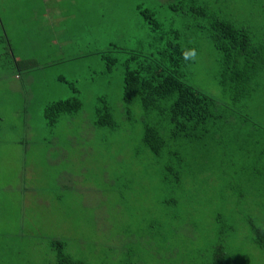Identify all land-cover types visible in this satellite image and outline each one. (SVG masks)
Returning <instances> with one entry per match:
<instances>
[{"label":"rangeland","instance_id":"obj_1","mask_svg":"<svg viewBox=\"0 0 264 264\" xmlns=\"http://www.w3.org/2000/svg\"><path fill=\"white\" fill-rule=\"evenodd\" d=\"M53 1L0 0V264H49L56 257L51 246L55 238L65 242L67 253L76 256V253L89 254L93 243L91 240L95 241L98 231L94 229L95 226L91 228L85 222V212L95 209L93 219L99 222L97 228L105 233L107 240L121 233L119 229L130 219L143 221L147 214L156 217L162 210L158 200L163 193L178 192L177 189L162 186L161 170L147 150L137 158L132 154L133 148L143 147L139 142L143 121L138 103L126 104L122 99V72L117 68L105 70L103 62L96 63L95 59L90 66H84L89 58H84L86 50H92L95 46L106 48L109 40L126 45L129 50L141 45L147 48L151 40L150 29L138 14L136 4L151 8L157 17L167 19L174 13L168 8L169 2L174 0H71L78 1V10L72 4L64 6ZM199 1L213 10L228 11L225 1ZM235 1L240 5L235 14L250 19V22L262 28L264 0ZM119 13L118 18L124 19L130 27L131 31H125L128 35L113 31V36L112 30H104L117 25ZM58 19L61 21L58 22ZM182 20V16L175 15L174 26H178ZM185 32L186 43L192 46L195 57L188 66L184 80L204 92L221 97L223 93L216 78L217 50L206 31ZM253 32L259 35L258 40L264 37V31ZM99 34L100 38L96 41ZM64 41H69L68 45L72 47L64 52L65 57L73 52L75 46L79 53L82 52L77 62L75 60L70 65L65 62L64 65L59 64V68L50 66L21 75L14 70L9 50L16 57L39 58L40 55L35 54L36 45L49 50L57 45L65 46ZM2 51L8 53L2 54ZM59 75H63L66 81L59 79ZM100 94L104 95L117 114L119 127L116 130H100L92 124L94 100ZM71 96H78L82 100V108L73 114H62L51 125L48 124L43 117L45 105ZM250 108L254 110H248L249 119L242 120L240 127H235L240 120L236 124L234 122L228 130L230 134L248 138L259 133L256 125L257 122L264 123V107L258 103ZM24 119L28 134L22 130ZM23 140L29 141L26 147L22 144ZM257 144L256 141L255 147ZM229 145L223 149L224 155L216 152V145H212L213 153L201 154L196 159L206 164L220 161L219 157L240 160L242 152L236 142L231 140ZM254 153L244 155L239 164L219 165L215 172L220 179L217 180L218 185L214 190L203 192L209 196L214 192L215 198L224 191L218 187H226L235 181L245 183V204L240 205L241 214L235 216L240 230L236 232V239L244 237L243 231L248 229L247 216L251 221L264 222V199L261 194L264 188V180H261L264 157L255 161L257 153ZM145 168L154 173L145 171ZM237 171L242 174L233 176V172ZM232 179L234 181H228ZM190 194L194 196V190ZM187 197L183 198V202L189 216L190 212L208 214L217 205L215 201L204 202L206 197L200 192L194 197L189 196L190 199ZM231 208L229 205L228 209ZM196 219L198 226L203 223L200 217ZM193 220L195 218H189L185 222L178 239L173 237L168 240L170 247L178 250L177 255L184 250L205 247L201 242L203 234L200 230L196 233L195 241L180 240L181 236L188 238L186 233L192 228L190 222L194 223ZM239 239L238 243L241 242ZM115 242L110 241L98 250L101 255L105 249L107 264L117 261L111 259V254L115 252L111 247ZM240 248L244 254L236 264H264V253L260 248ZM167 249L168 244H165L161 249L163 251L158 250L159 254L162 252L165 255Z\"/></svg>","mask_w":264,"mask_h":264},{"label":"trees","instance_id":"obj_2","mask_svg":"<svg viewBox=\"0 0 264 264\" xmlns=\"http://www.w3.org/2000/svg\"><path fill=\"white\" fill-rule=\"evenodd\" d=\"M221 1L226 2L225 8L228 11L213 10L199 0H174L168 4L169 10L174 13L167 19L157 17L155 10L151 8L136 4L138 14L150 29L151 40L147 48L141 45L140 48L129 50L126 45L109 40L107 42L109 46L106 48L95 46L92 50H86L84 58H89L84 66H90L95 59L96 63L103 62L105 70L117 68L122 72V99L126 104L134 101L138 103L141 108L140 118L143 121L139 135V142L143 147L133 148L132 154L137 158L147 150L161 170L162 186L177 189L178 192L163 193L158 200L162 210L156 217L147 214L143 221L130 219L119 229L121 233L114 234L107 240L105 233L97 228L99 222L93 219L92 213L95 209L92 208L90 212H85V222H88L91 228L95 226L94 229L98 233L95 241L91 240L93 243L89 254L76 253V256L67 253L64 249L65 242L55 238L51 246L55 250L56 257L49 264H107L105 249L101 255L98 250L110 241L113 243L116 241L112 247L110 246L115 251L111 254V259H117L114 264H236L244 254L240 248L242 246L256 250L260 248L264 253V222L255 219L251 221L247 216L248 229L243 231L244 237L238 238L241 244L235 238L236 232L240 231L235 216L241 214V206L245 204L243 199L247 197L243 189L245 183L235 181L226 187L224 185L218 187L224 191L215 197L217 199L214 198V192L209 193L211 196L203 194L208 189L214 190L218 185L217 180L220 179L215 172L219 165L226 167L239 164L244 155L251 156L255 154L254 152L257 153L255 161L264 157V123L257 122L259 133L248 138L232 135L228 131L234 122L236 124V121L240 120L235 125L240 127L242 120L249 119L248 110L251 112L254 110L250 108L251 105L259 103L264 107V37L258 40L259 35L253 32L264 31V24H261L262 28H260L258 24L250 22V19L236 15L235 11L240 5L235 0ZM65 3V6H70L71 0H66ZM175 15L183 17L178 26H174ZM118 17L120 13L117 14L118 22L114 28L107 27L104 30H112L113 36H115L113 31H122L123 34L120 35L124 36L131 30L124 19L120 20ZM138 19L141 22V19ZM1 25L3 26L2 21ZM195 30L206 31L218 52L216 78L223 93L221 97L204 92L184 80L188 66L194 60V58L184 59V53L193 50L192 46L186 43L185 31ZM99 38L100 34L96 41ZM62 48L72 49L68 41ZM78 51L75 46L69 56L65 57L63 53L60 57H52L53 48L44 50L43 46L36 45L35 54H39V58L20 55L16 57L11 50L9 53L15 66L14 70L21 75L45 67L64 65L65 62L70 65L71 62L74 63L75 60L77 62L78 58L82 57V52ZM1 53L6 54L8 51ZM4 63L6 64L7 61ZM62 78L63 75H59V79ZM65 81L63 78V82ZM69 84L79 92L71 82ZM95 98L92 124L100 130H116L119 127V120L115 110L104 95L100 94ZM81 108L82 100L78 96H71L47 103L43 109V117L51 125L62 114H73ZM245 108L246 112H244ZM23 125L24 134H28L26 119L23 120ZM231 140L236 142L240 153L242 152L240 160L236 161L233 157L229 160L222 159L217 155L220 161L210 164L203 163V160L197 161L199 155L211 152L212 145H216V152L224 155L223 149L230 146ZM27 142L29 141L23 140L24 147ZM224 163L227 165L224 166ZM194 166L198 170L194 169ZM244 166L246 165L242 167ZM145 171L154 173L148 168H145ZM241 174L240 171L233 172V176ZM261 180H264V175L261 176ZM123 184L128 186L127 183ZM192 190L194 196L200 192L206 197L204 202L207 204L215 201L216 207L208 214L203 212L201 215H196L190 212V216L187 215L188 209L183 198L186 195L189 199L194 197L192 194L189 195ZM261 194L264 199V188ZM199 203L202 204L201 201ZM229 205L232 207L230 210ZM196 217L203 220L199 226ZM189 218H195L193 220L195 224L190 222L192 228H189V232H185L188 238L181 236L180 240L195 241L196 233L200 230L203 234L201 242L205 247L179 251L177 255L178 250L171 248L168 240L173 237L178 239L183 225L189 221ZM137 227L138 234L133 231ZM128 238L130 240H127ZM165 244H168L165 255L162 252L159 254L158 250L163 249Z\"/></svg>","mask_w":264,"mask_h":264},{"label":"crops","instance_id":"obj_3","mask_svg":"<svg viewBox=\"0 0 264 264\" xmlns=\"http://www.w3.org/2000/svg\"><path fill=\"white\" fill-rule=\"evenodd\" d=\"M54 1H55V0H54ZM54 1H53V2H54ZM65 1H66V0H63V1H62V0H56V2L61 3V4H63L64 6H65V4H66ZM75 3L78 4V1H77V2H72V1H71V4H72V5H74ZM71 4H70V5H71ZM74 6H75V5H74ZM75 9L78 10V5L75 6ZM67 10H68V9H67ZM68 11H69V10H68ZM53 14H54V13H53ZM56 16H57V15H56ZM63 18H64V16H63ZM63 18H62V19H63ZM65 18H66V17H65ZM58 20H59V19H58ZM60 21H61V20H59L58 22H60ZM64 42H65L64 44H66V41H64ZM68 42H69V41H68ZM76 45L78 46V44H76ZM62 46H63V45H57L56 47L53 48L54 55H56L57 57L62 56L63 53L66 52V51L68 50V49H64V48H62ZM69 50H70V49H69ZM76 51H78V49H76ZM1 121H2V120H1V118H0V124H1Z\"/></svg>","mask_w":264,"mask_h":264},{"label":"clouds","instance_id":"obj_4","mask_svg":"<svg viewBox=\"0 0 264 264\" xmlns=\"http://www.w3.org/2000/svg\"><path fill=\"white\" fill-rule=\"evenodd\" d=\"M195 57V52L194 51H188L184 53V59H189V58H194Z\"/></svg>","mask_w":264,"mask_h":264}]
</instances>
